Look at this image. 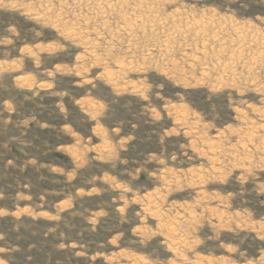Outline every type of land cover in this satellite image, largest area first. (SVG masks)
I'll return each instance as SVG.
<instances>
[{
  "label": "rangeland",
  "instance_id": "374dc122",
  "mask_svg": "<svg viewBox=\"0 0 264 264\" xmlns=\"http://www.w3.org/2000/svg\"><path fill=\"white\" fill-rule=\"evenodd\" d=\"M0 264H264V0H0Z\"/></svg>",
  "mask_w": 264,
  "mask_h": 264
}]
</instances>
